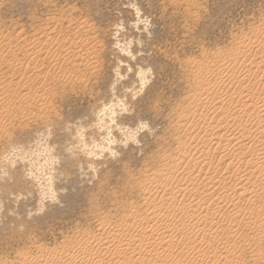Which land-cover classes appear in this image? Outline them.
I'll return each mask as SVG.
<instances>
[{
	"label": "rangeland",
	"instance_id": "obj_1",
	"mask_svg": "<svg viewBox=\"0 0 264 264\" xmlns=\"http://www.w3.org/2000/svg\"><path fill=\"white\" fill-rule=\"evenodd\" d=\"M41 29L50 30L54 42L41 38L43 43H39L45 44L50 55L34 61L24 55L23 45L40 38ZM263 34L264 0H0V264L76 252L80 240L85 242L89 236L100 234L106 222L109 226L123 219L137 222L133 210H138L137 220H141L149 208L144 204L143 191L151 185L153 174L163 165H173L178 150L191 135L200 136L202 126L212 121V126L217 124L216 119L208 120L199 125L200 131L185 133L191 115L201 113L193 98L208 95V82L220 85L228 72L232 75L240 68L243 60L234 59L236 55L247 49L264 55L263 43H254V38ZM113 37L122 44L131 40L137 59L122 56ZM10 38L12 45L8 44ZM59 42L66 44L60 46ZM57 58L60 63L55 62ZM121 64L122 74L130 68L133 71L110 90L118 79L113 69ZM247 65L250 74L236 75L234 92H252L258 107L264 100V83L259 76L264 65L260 66L258 59ZM139 66H150L152 82L135 101L129 97L135 111L119 122L135 126L138 120H147L154 133L141 134V148H118V158L84 161L77 132L85 127L89 142L98 138L94 124L98 107L111 98L112 92L127 96L124 88L137 83ZM226 95L220 90L210 92L209 97L218 100ZM218 124L222 127L226 122ZM220 134L215 131L214 138ZM255 150L259 154L262 148ZM253 152L238 150L234 153L238 156L236 165L226 168L225 163L220 164L214 187L225 186L227 202L224 199L216 204L212 198L206 203L209 211L215 212L216 207L219 215L209 220L213 227L230 229L226 237L219 236L221 239L210 234L205 243L199 240L200 247L209 250V255L214 252L212 258L216 254L225 264H264V197L250 202L252 205L244 202L252 191L260 193L261 185L248 187L245 192L238 180ZM213 157L217 167L219 155ZM81 163H97V178L92 180L89 174V179H81ZM246 170L252 179L260 175L257 164ZM45 175L52 177L51 184ZM50 187L57 193L55 197ZM243 193L241 208L235 214L228 200L230 203ZM187 201L190 203L185 201L183 208L193 213L200 198L192 195ZM179 208L183 209L181 205ZM189 227L187 234L181 230L175 235L180 237L174 240L176 247L185 252L175 249L176 261L172 260L176 263L186 258L180 240L194 230ZM178 251L182 253L179 258ZM160 258L150 264L162 263Z\"/></svg>",
	"mask_w": 264,
	"mask_h": 264
},
{
	"label": "bare ground",
	"instance_id": "obj_2",
	"mask_svg": "<svg viewBox=\"0 0 264 264\" xmlns=\"http://www.w3.org/2000/svg\"><path fill=\"white\" fill-rule=\"evenodd\" d=\"M38 36H40V38L36 39L33 44L31 43L27 45V41H24L26 42V45H23L24 55L26 57L28 56L34 59V61L40 59V57L43 55H50L49 50L47 51V48L44 46L45 44L43 45L39 43L42 42L40 39L44 38L47 41H52L53 39L51 31L47 29L39 30ZM12 38L7 39L9 45L13 44L14 38ZM61 42H59V44H61ZM252 43L253 42H251L250 44ZM254 43L259 46L261 43H263L264 45V34L260 37H255ZM63 44H61L60 46H63ZM249 47L252 48V46L250 45L248 46V48ZM260 48L261 47H259L258 49L260 50ZM246 51H243L244 53L241 52V54L236 55V58H234L233 56L234 59L243 60V62L241 61L242 63L240 68H237L236 71L232 69L234 70L232 71V75H230L231 73L229 74L228 72V76H226L225 78L226 80L222 81L220 85L212 84L211 86V82H208L206 84V92H208V95L204 97L197 96L193 98L194 102L197 104V109H201V113L195 112L191 115L188 121V127L186 126L187 129L185 128V133L187 132L191 134L197 129L199 130V125L207 123L208 120L216 119L217 124L215 126H212L211 124L214 122L212 121V123L210 122L211 124L208 123L210 125L207 124L206 127L202 126L200 128L202 135L200 133V136H197V133L195 135L197 137H193V135H191L192 137H190L189 135V137L191 138L189 139L193 143L188 145V143L190 142L189 141L188 143L186 142L187 146L185 145L183 148L179 147L180 150H178L177 154L175 155V160L172 158V162L175 164L174 161H176V165H174L173 163H171L173 165L169 164L170 166L163 165L164 169L162 168V170L159 172L157 171V173L154 172V177L150 182L151 185L149 186V188H146L147 190L145 192L143 191V198L145 202L144 204L149 208H146L147 211L142 215L141 220H137L140 218V216H137V214L139 213L137 212L138 210H133V213H131L134 214L135 211V216L133 219H136L137 222L133 221V223H131L128 219H123L120 224H114L115 226H109L107 224L108 222H106L105 225H102L100 227V234H97L98 236H91V239L89 236L87 240L85 239V242H83L84 240H80V248L76 247V249L79 248L76 250V252L67 251L66 253L64 251V254L62 255L61 253V256L59 257L51 256L49 258H26L17 264H150L151 262H154L155 258L157 260L159 257H162L160 258V260H162V263L160 264H225V262L223 263L220 258L214 256L216 254H214V258H212L211 254H213L214 252L210 253V256L208 252L209 250H201L199 241H203L205 237L210 234L211 237L213 236L219 239H221V236L229 235L227 231L230 228L222 229L221 231H219L216 230L215 227H213V222H209V220L213 221L218 219V217L216 218V216L219 215L216 212L215 206V212H211L206 205L207 200L211 199L213 201L212 198H216V204H219V201H224L225 199L224 193L226 192V189L223 188L225 186L217 188L214 187L215 180L221 173L220 164L223 162L225 163L226 168H229L238 163L236 162L238 156L234 155L236 151L240 150L251 154L252 151H254V155H250L249 160L244 164L245 166L244 168H242L244 170L241 172V175L238 179L241 182L240 190L246 192V189L248 187L258 185L259 183L261 185L260 189H258L260 190V193L259 191H252L249 195V198L244 202H249V204L250 202L255 203L257 198L263 199L264 197V100L257 107V105L253 102L254 94L252 92L247 91L244 93L242 90L234 92L236 85V75L238 74L241 76L243 74H250V69L248 70L247 64L249 63L250 66H252L254 61H256L257 59L260 60V66L261 64L264 65V55L260 56L257 52H250V49H247ZM252 51H254V49ZM55 62L60 63V59H55ZM229 63H231V61ZM229 66L230 64L226 65L223 71H228ZM8 68H10V65ZM259 76L260 83H264V71L262 72V75ZM208 86L210 87V89H208ZM261 88L263 89L262 86H260V89ZM220 90L224 91L225 94H227V97L221 98L220 96L218 97V100H214L209 97L210 92L211 94H214L216 92H219ZM197 111L199 112V110ZM258 115H260L259 118H257ZM222 120H224L226 124L221 127L218 122ZM246 124H249V129H246ZM239 130L243 132V135H239ZM215 131L217 133L221 132V134L216 138H214L213 135ZM196 139L198 140V142H195ZM258 148H262V150L259 152V154H255V149ZM216 155H219L217 161V163L219 162V165L217 167L214 166L212 162V158H214L213 156ZM253 164H257L260 170V175L256 179H252V177H249L246 170L248 166ZM223 174H226L225 171ZM152 182L155 183L154 188L152 187ZM192 195L196 196L197 199L200 198V201H196L197 204L194 205L196 207L194 208V212L188 213L186 211L188 207L186 210H184L183 206L186 202H188L187 198L190 196L192 197ZM227 197L229 196L227 195ZM244 197L245 193L240 195L237 199L234 196L235 199L233 198V200H231V197L230 203L228 200V205L232 206V209L236 211L235 214H237L239 209L241 208L240 205L243 202L242 199ZM179 199H182L181 203ZM184 199L186 202L183 201ZM191 200L192 199H190V202ZM226 200L227 199H225V201ZM178 202L180 203L179 206L177 205ZM226 202H224L223 204H227ZM192 204L193 203L190 204L191 206L189 205V211H192L190 210V208L193 207ZM180 205L183 209H177L178 207H180ZM221 205L218 207L224 208L221 207ZM226 206L227 205H225V207ZM179 210H181L183 214L180 213ZM132 216L129 215V217ZM222 217L225 218V216ZM208 222L210 225H207ZM189 225H192L193 228L192 226L190 227L194 229L192 231L193 233L189 231L192 235L189 234L186 237L181 236L182 240H180V244L184 245L186 248V258L182 257L180 258L182 259L181 262L176 263V260L174 258L175 256L173 257V255L175 254V249L178 247V244L176 243L177 241L174 240H176V237L177 239L180 237H175V235L177 234V231L180 233L181 230H185L184 233H186V229L189 227ZM201 226H204L206 230L204 228H200ZM205 241L203 242L205 243ZM211 250L212 249H210V251ZM180 251L182 252L183 250ZM152 253L154 254L151 255ZM148 255L151 256L149 257ZM176 255L178 256L176 257L179 258L180 256H182V253L178 254L176 252ZM218 257H220V255ZM208 258H210L209 261L206 260ZM172 259H174L175 261H173ZM180 259H178V261ZM227 264L232 263L228 262Z\"/></svg>",
	"mask_w": 264,
	"mask_h": 264
},
{
	"label": "clouds",
	"instance_id": "obj_3",
	"mask_svg": "<svg viewBox=\"0 0 264 264\" xmlns=\"http://www.w3.org/2000/svg\"><path fill=\"white\" fill-rule=\"evenodd\" d=\"M113 41L115 48L122 56L131 58L132 61L137 59L131 51L133 46L131 40H129L127 44H122L113 37ZM122 67H124L122 64L119 67L116 65L113 69L114 76L118 79L115 84L112 83L110 90L116 88L118 84L126 80L128 74H131L133 71V69L130 68L127 70L126 75L125 73L122 74ZM153 76L154 74L150 66H139L138 70L136 68L137 83L135 85L132 84L131 87L124 88L128 95L120 97L112 92L111 98L98 107L96 116L94 117L95 128L99 134L98 138H93L89 142L87 139V132L89 129L85 127L80 128L79 132H77V136L80 140L78 147L83 153L84 161H102L106 156L112 159L118 158L121 155L118 148L128 149L129 145L141 148V134L147 132L149 135H152L154 133L155 130L150 126L147 120H138L135 126L131 124H121L119 122L122 116L131 115L135 111L132 104L129 102V97L131 101H135L143 95V91L152 82ZM78 170L81 179H89V174H91V179L94 180L97 178L100 169L97 168V163H81ZM44 179L51 184L52 177L50 175H45ZM49 192L53 197L57 195V193L52 191L51 187L49 188Z\"/></svg>",
	"mask_w": 264,
	"mask_h": 264
}]
</instances>
